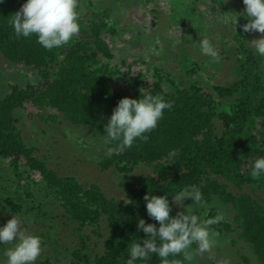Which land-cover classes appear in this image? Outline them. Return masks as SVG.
I'll return each instance as SVG.
<instances>
[{"label": "trees", "instance_id": "trees-1", "mask_svg": "<svg viewBox=\"0 0 264 264\" xmlns=\"http://www.w3.org/2000/svg\"><path fill=\"white\" fill-rule=\"evenodd\" d=\"M23 3L25 0L0 3V55L39 80L25 89L13 85L9 93H0V158L9 161L21 179L17 186L25 192L24 183L33 178L29 171L36 172L44 183V191L59 210L56 217L70 226L77 239L70 250L69 264H126L127 245L139 239L142 243L145 237L142 230L137 231L138 219L159 227L147 215L144 196L148 192L168 193L171 201L173 190L190 184L201 189L207 203L218 198L232 207L233 224L224 220L212 228L220 232L236 230L264 264V204L245 191L249 187L264 191V175L253 177L250 165L264 156V78L261 57L246 43L248 36L242 31L233 35L239 80L215 87L227 100L226 107L219 111L198 80L180 77L176 82L158 69L143 75L142 88L126 91L117 86L116 75L126 78L105 61L113 59L114 54L103 37L114 34L115 28L103 13L81 16V0L77 8L80 31L67 45L48 51L35 36L17 39L10 20ZM141 92L162 94L173 107L165 110L147 142L137 140L126 152L114 150L101 162L104 169L129 171L138 164L154 169L137 185L124 186V201L107 198L94 185L60 175L38 156L37 148L25 142L19 111H49L50 119L61 117L69 124L105 135L104 126L119 100L139 99ZM107 147L114 149L115 142L108 140ZM172 149L177 150V156L169 161L167 153ZM19 201L23 205L22 199ZM22 205L16 204L15 209L23 211ZM217 214L211 211L207 218ZM171 215H176L174 205ZM39 236L45 248L57 252L62 247L46 232ZM40 264L53 263L46 259ZM137 264H160V260L153 256Z\"/></svg>", "mask_w": 264, "mask_h": 264}, {"label": "rangeland", "instance_id": "rangeland-1", "mask_svg": "<svg viewBox=\"0 0 264 264\" xmlns=\"http://www.w3.org/2000/svg\"><path fill=\"white\" fill-rule=\"evenodd\" d=\"M244 8L242 0H81L79 13L81 16L89 12L103 13L115 28L114 34L103 35L114 54L113 59L105 61L120 70L126 78L123 80L116 75L117 86L121 89L142 88L143 75L147 76L158 69L176 82L181 80L180 77L198 80L221 111L226 107L227 100L219 96L215 87L238 81L236 71L240 69L232 51L236 32L224 23L223 13L242 12ZM246 22L244 17L239 18L237 32H243L240 25ZM244 34L248 36V45V42L261 36L259 32ZM200 36H207L218 48L219 62H212L202 54L197 43ZM261 60L264 78V58ZM134 72L138 78L134 77ZM38 80L24 67L0 55L2 95L9 93L13 85L25 89L28 85H35ZM50 115L49 111L30 109L27 112L19 111L18 118L26 144L37 148L38 156L60 175L72 176L86 186L94 185L107 198L124 201L125 185L135 186L141 179L154 173L153 168L144 164L132 166L129 171L116 167L104 169L101 162L112 154H109L107 137L87 127L69 124L61 117L50 119ZM29 173L33 178L24 183L25 192L24 188L17 186L21 179L9 161L0 158V227L16 215L21 220V228L37 235L46 232L51 240H59L62 244L57 252L42 246V255L36 264L46 259L53 264H69L70 250L75 247L77 239L70 226L56 217L59 210L44 191V183L38 174L33 171ZM245 191L264 204V191L251 187ZM30 193L31 196H28ZM15 203L22 205V213L15 209ZM184 203L187 206L195 202L189 198ZM174 210L177 213L181 209L174 205ZM196 210L205 218L215 211L233 224L232 207L218 198H213L209 203L202 199ZM212 231L219 233L217 246L211 252L215 260H210L209 254L205 253L196 255L193 264H216L222 259H230L231 264H260L250 245L240 238L236 230L220 232L212 228ZM11 246L0 245V264H6L4 251Z\"/></svg>", "mask_w": 264, "mask_h": 264}, {"label": "clouds", "instance_id": "clouds-1", "mask_svg": "<svg viewBox=\"0 0 264 264\" xmlns=\"http://www.w3.org/2000/svg\"><path fill=\"white\" fill-rule=\"evenodd\" d=\"M3 3V0H0ZM245 8L242 12L223 13L224 23L234 28L237 33L239 18L244 17L246 23L240 25L244 33L259 32L261 36L248 42L255 54L264 58V0H243ZM78 0H25L21 8L12 15L10 20L15 37L32 38L45 50L51 51L67 45L80 31ZM203 55L212 62H219L218 48L207 36H200L197 42ZM142 93V92H141ZM171 101L165 100L162 94L144 95L139 99L124 97L113 109L103 133L115 147L109 149L120 153L130 149L137 140L147 142L150 134L157 128L163 118L165 110H171ZM177 156V150L167 153V159L172 161ZM251 175H264V156L250 162ZM173 199L169 194L154 195L148 192L144 196L147 215L156 223H146L143 218L138 219L137 231H143L145 237L133 240L127 245L128 258L126 264H137L147 261L153 256L160 260V264H193L196 255L209 254L217 246L219 233L212 231L213 225L224 221L222 214L205 218L196 209L203 199L201 189L195 185H186L179 190H173ZM191 198L195 203L185 205ZM173 205L179 206L180 211L171 215ZM12 245L4 251L6 264H36L42 255V239L35 233L21 228V220L13 218L0 227V245ZM182 256V259L180 258ZM216 264H231L230 259H222Z\"/></svg>", "mask_w": 264, "mask_h": 264}]
</instances>
